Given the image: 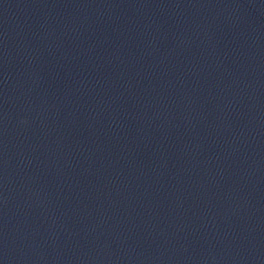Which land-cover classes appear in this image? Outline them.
<instances>
[{"label":"water","instance_id":"obj_1","mask_svg":"<svg viewBox=\"0 0 264 264\" xmlns=\"http://www.w3.org/2000/svg\"><path fill=\"white\" fill-rule=\"evenodd\" d=\"M0 264H264V0H0Z\"/></svg>","mask_w":264,"mask_h":264}]
</instances>
